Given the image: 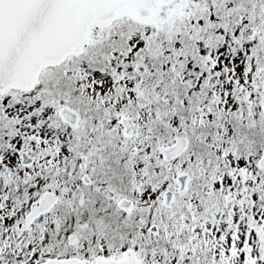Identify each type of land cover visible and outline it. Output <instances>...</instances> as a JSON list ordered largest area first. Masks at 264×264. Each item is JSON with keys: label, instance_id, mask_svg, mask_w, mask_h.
Wrapping results in <instances>:
<instances>
[{"label": "snow or ice", "instance_id": "snow-or-ice-1", "mask_svg": "<svg viewBox=\"0 0 264 264\" xmlns=\"http://www.w3.org/2000/svg\"><path fill=\"white\" fill-rule=\"evenodd\" d=\"M0 264H264V0H0Z\"/></svg>", "mask_w": 264, "mask_h": 264}]
</instances>
